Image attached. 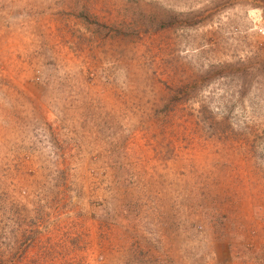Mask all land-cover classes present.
I'll use <instances>...</instances> for the list:
<instances>
[{"label": "rangeland", "instance_id": "374dc122", "mask_svg": "<svg viewBox=\"0 0 264 264\" xmlns=\"http://www.w3.org/2000/svg\"><path fill=\"white\" fill-rule=\"evenodd\" d=\"M0 264H264V0H0Z\"/></svg>", "mask_w": 264, "mask_h": 264}]
</instances>
